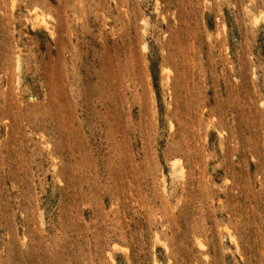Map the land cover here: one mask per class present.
<instances>
[{
  "label": "rangeland",
  "instance_id": "rangeland-1",
  "mask_svg": "<svg viewBox=\"0 0 264 264\" xmlns=\"http://www.w3.org/2000/svg\"><path fill=\"white\" fill-rule=\"evenodd\" d=\"M0 264H264V0H0Z\"/></svg>",
  "mask_w": 264,
  "mask_h": 264
},
{
  "label": "bare ground",
  "instance_id": "bare-ground-1",
  "mask_svg": "<svg viewBox=\"0 0 264 264\" xmlns=\"http://www.w3.org/2000/svg\"><path fill=\"white\" fill-rule=\"evenodd\" d=\"M257 22H258V21H257ZM257 22H256V23H257ZM46 27H47V26H46ZM173 165H174V164H173ZM174 166H175V165H174ZM157 237H158V236H157ZM199 244H201V243H199ZM199 246H200V245H199Z\"/></svg>",
  "mask_w": 264,
  "mask_h": 264
}]
</instances>
